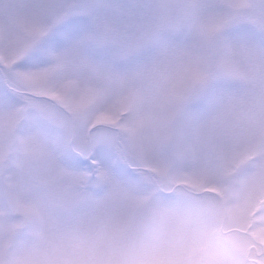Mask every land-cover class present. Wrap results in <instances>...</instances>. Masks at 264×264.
I'll return each instance as SVG.
<instances>
[{"label":"snow or ice","instance_id":"6c2138e0","mask_svg":"<svg viewBox=\"0 0 264 264\" xmlns=\"http://www.w3.org/2000/svg\"><path fill=\"white\" fill-rule=\"evenodd\" d=\"M0 264H264V0H0Z\"/></svg>","mask_w":264,"mask_h":264}]
</instances>
